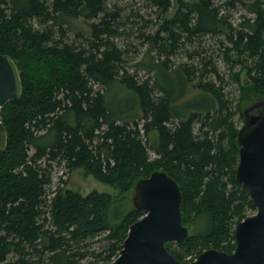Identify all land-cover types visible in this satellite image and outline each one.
I'll return each instance as SVG.
<instances>
[{"label":"trees","instance_id":"obj_1","mask_svg":"<svg viewBox=\"0 0 264 264\" xmlns=\"http://www.w3.org/2000/svg\"><path fill=\"white\" fill-rule=\"evenodd\" d=\"M145 1L154 17L114 0H0V53L22 83L0 107V264L111 262L144 214L130 188L156 169L180 186L183 224L208 219L166 243L175 258L234 250L256 209L235 178L236 134L264 99V0ZM55 167L83 168L115 194H81L61 175L53 186Z\"/></svg>","mask_w":264,"mask_h":264},{"label":"water","instance_id":"obj_2","mask_svg":"<svg viewBox=\"0 0 264 264\" xmlns=\"http://www.w3.org/2000/svg\"><path fill=\"white\" fill-rule=\"evenodd\" d=\"M21 94L22 83L14 59L0 53V107L19 99ZM242 114L236 134L235 178L248 190L256 209L237 223L234 250L227 253L208 248L188 262L175 258L166 243L182 242L191 234V227L182 221L179 184L165 171L156 169L132 184V204L144 214L129 225L118 255L106 264H264V99L246 106ZM6 140L0 117V153Z\"/></svg>","mask_w":264,"mask_h":264},{"label":"rangeland","instance_id":"obj_3","mask_svg":"<svg viewBox=\"0 0 264 264\" xmlns=\"http://www.w3.org/2000/svg\"><path fill=\"white\" fill-rule=\"evenodd\" d=\"M114 1H117L120 5H122V6L124 5L126 7H128V4L134 3V7L139 8L140 13H142L145 17H154L155 16L154 9L151 7H148L146 5L145 0H114ZM231 13H232L233 21L236 23L240 18V14L245 13V11L239 7L237 9L232 10ZM207 41L209 43L210 41H213V39L207 37ZM131 54H133V53H131ZM174 60H175V62L185 61V58L181 53H178L174 57ZM218 65H219L220 71L222 72L224 70V66L220 62H218ZM139 71H140L139 75H141L143 77V75H144L143 70H139ZM245 78H246V72H245V69H243L241 72V80H244ZM230 87H232V92L234 94H236L238 92V89H236L235 84H231L230 86H228V88H230ZM251 97L254 98V95L251 94ZM246 102H244V103H246ZM247 104H248V102L246 104H244L243 106H245ZM63 171H64L63 168H58V167L54 168L53 186H56V184L59 180L58 177L61 175L62 178L65 180V186H64L65 188L76 190V191L80 192L81 194H87L88 192H90L92 190L110 191V192L115 194V190L112 187H109L108 185H106L102 182H99L91 174L86 173L83 168H77L71 172H63ZM131 202H132V200H131ZM252 213H255V211H253L249 214H252ZM207 222H208V219L205 215H200V216L196 217L195 220L189 224V226L191 227V233L201 232V231L205 230V228L207 226ZM80 264H86V261L83 260Z\"/></svg>","mask_w":264,"mask_h":264}]
</instances>
